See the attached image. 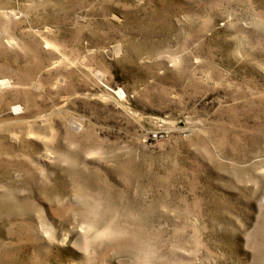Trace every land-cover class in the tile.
I'll list each match as a JSON object with an SVG mask.
<instances>
[{"label":"rangeland","instance_id":"374dc122","mask_svg":"<svg viewBox=\"0 0 264 264\" xmlns=\"http://www.w3.org/2000/svg\"><path fill=\"white\" fill-rule=\"evenodd\" d=\"M0 264H264V0H0Z\"/></svg>","mask_w":264,"mask_h":264},{"label":"built area","instance_id":"2783aa9c","mask_svg":"<svg viewBox=\"0 0 264 264\" xmlns=\"http://www.w3.org/2000/svg\"><path fill=\"white\" fill-rule=\"evenodd\" d=\"M151 137L155 138L156 137V134H152Z\"/></svg>","mask_w":264,"mask_h":264},{"label":"bare ground","instance_id":"6f19581e","mask_svg":"<svg viewBox=\"0 0 264 264\" xmlns=\"http://www.w3.org/2000/svg\"><path fill=\"white\" fill-rule=\"evenodd\" d=\"M6 80H3L2 82H5Z\"/></svg>","mask_w":264,"mask_h":264}]
</instances>
